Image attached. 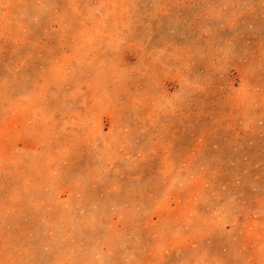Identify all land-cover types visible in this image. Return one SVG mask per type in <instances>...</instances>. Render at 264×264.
Returning <instances> with one entry per match:
<instances>
[{"label": "rangeland", "instance_id": "rangeland-1", "mask_svg": "<svg viewBox=\"0 0 264 264\" xmlns=\"http://www.w3.org/2000/svg\"><path fill=\"white\" fill-rule=\"evenodd\" d=\"M0 264H264V0H0Z\"/></svg>", "mask_w": 264, "mask_h": 264}]
</instances>
